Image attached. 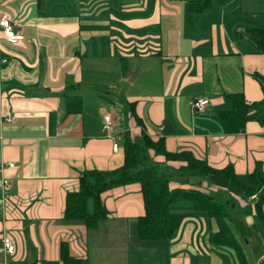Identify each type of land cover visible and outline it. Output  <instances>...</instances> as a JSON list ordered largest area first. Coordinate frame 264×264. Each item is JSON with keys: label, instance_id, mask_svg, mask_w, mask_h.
Returning a JSON list of instances; mask_svg holds the SVG:
<instances>
[{"label": "crops", "instance_id": "obj_1", "mask_svg": "<svg viewBox=\"0 0 264 264\" xmlns=\"http://www.w3.org/2000/svg\"><path fill=\"white\" fill-rule=\"evenodd\" d=\"M188 2L0 0V17L7 14L21 33L10 42L0 27V161L15 163L3 170L11 184L0 205V239L8 234L17 245L13 255L0 252V264H64L68 255L80 264H240L234 248L213 241L221 226L208 215L184 216L170 238H141L139 183L105 190L109 213L94 227L65 216L66 195L79 189L83 170L123 162V150L114 151L101 125L109 111L81 96L104 84L135 103L150 135H163L162 124L171 128L164 136L168 151L187 150L235 173L264 171V120L229 132L218 115L232 109L230 94L248 102L264 96L258 79L264 53L248 35L264 28V0H212L190 22ZM200 97L208 104L196 111L192 103ZM126 124L140 131L131 111ZM153 153L168 178L178 175L175 161ZM204 178L229 207L227 218L236 224L238 213L259 229L258 220L264 233L255 209L259 194L238 195ZM261 208L264 214V201ZM254 251L253 264H264V241Z\"/></svg>", "mask_w": 264, "mask_h": 264}, {"label": "trees", "instance_id": "obj_2", "mask_svg": "<svg viewBox=\"0 0 264 264\" xmlns=\"http://www.w3.org/2000/svg\"><path fill=\"white\" fill-rule=\"evenodd\" d=\"M212 0H189L187 17L189 22L194 11H203L210 6ZM249 37L255 42L257 51L264 53V28L253 29L248 32ZM264 92V76L258 75ZM233 107L230 110L220 111L219 118L223 127L229 132H239L244 129L245 123L250 119L264 120V96L261 100L248 102L242 93L230 94ZM130 111L137 126L144 131L147 147H153L154 152L163 155L166 159L188 153L194 162L189 163L187 169L192 174L208 176L213 183L226 187L228 190L245 197L259 194L255 209L260 217H264L261 203L264 201V171L255 167L252 171L235 173L232 166L216 169L206 160L198 159L187 150L171 152L165 148L164 136L170 133L171 128L162 124L163 135L154 137L144 129V122L138 115L135 103L128 102ZM127 128V127H126ZM129 131V132H128ZM123 138L120 145L124 158L122 164L111 169H85L80 175V187L76 191H70L66 195L65 216L70 218H82L87 227H94L98 220L107 217L108 210L102 197V193L114 186L129 183H139L145 212L139 217V236L143 239H157L172 237L179 227L180 220L186 215H208L214 217L220 224V230L213 234V241L226 244L235 249L240 264H245L243 251L233 232L226 223L229 216L225 206L213 199L201 201L196 195L185 188L170 186L169 179L157 172V168L143 164L140 158L145 147L140 143H134L131 138V129H123ZM105 133V132H104ZM170 156V157H169ZM156 165V164H155ZM212 211L218 214L211 216ZM236 226L243 233L252 234V228L247 227L240 217H235ZM179 223V224H178ZM81 258L72 255L65 257L64 264H80Z\"/></svg>", "mask_w": 264, "mask_h": 264}, {"label": "rangeland", "instance_id": "obj_3", "mask_svg": "<svg viewBox=\"0 0 264 264\" xmlns=\"http://www.w3.org/2000/svg\"><path fill=\"white\" fill-rule=\"evenodd\" d=\"M88 60L89 59H86L85 61ZM85 91L86 92L85 93L83 92L81 96L84 95L86 97L91 96L96 101V103L100 102V106H103L111 113L112 116L115 117L114 121L116 124V130L129 129L126 124V120L130 115L129 105L126 102H124L122 98L114 97L113 95H111L112 87L104 84L100 86V90H97L95 92H91L90 90H85ZM113 103H115L116 105L115 109L113 108ZM132 128H130L131 138L133 139V141H135L134 143L136 142L140 143L145 147V150L143 151L144 153H142L140 156V158L143 160V164L149 167L153 165L154 167L157 168L158 173L165 175L166 174L165 168L159 165H155L154 161L156 160H154V157L152 155L155 149H153V147H147L148 143L147 140L144 138V131H142L141 128L140 131H134ZM189 157L191 156L188 153H181L171 158L175 160L179 173L176 176L171 175L169 176V178L165 175L169 179L170 186L173 187L174 183H177L179 185L177 187L193 190L191 191V193L193 195H196V197H198L201 201L205 199H213L214 201L219 202L217 200L218 193L216 191H213L206 184L204 176L201 174L194 175L191 173L189 169H187L189 163L191 164V162H194V160L189 159ZM197 163L199 162L195 161L194 165H197ZM256 195H258V193ZM225 208L227 210L229 207L227 208L225 206ZM215 214H218V211L211 212V216ZM236 216L241 217V215L238 213ZM227 222L232 228L233 232L236 234L241 245L246 249V254L249 263L253 264L255 261V251H254L255 247L258 245H262V241H264V233L261 228L263 227L262 224L258 220H256V224H258L259 229H257V227H255L254 225H251L250 228H252V234L251 232H249L248 235H243V233L238 229L236 224L232 222L229 218H227Z\"/></svg>", "mask_w": 264, "mask_h": 264}, {"label": "built area", "instance_id": "obj_4", "mask_svg": "<svg viewBox=\"0 0 264 264\" xmlns=\"http://www.w3.org/2000/svg\"><path fill=\"white\" fill-rule=\"evenodd\" d=\"M18 23L13 21L8 17L7 14H3L0 17V27L5 35V37L10 42H17L21 38V33L17 28ZM1 81V79H0ZM0 94H1V83H0ZM208 104V98H197L193 101L192 106L196 111H203ZM14 115L8 114L6 119L10 121H14ZM101 125L105 135L112 139V147L114 151L120 150L121 141L123 138V130L116 131L115 130V121L114 117L110 112H103ZM163 126V125H162ZM160 126V129L161 127ZM15 163L13 161H0V205L2 206L5 202V197L8 189L10 188V178L6 177L3 174V170L5 167H14ZM17 249L16 241L8 234L2 235L0 239V252L4 254V256L13 255Z\"/></svg>", "mask_w": 264, "mask_h": 264}]
</instances>
